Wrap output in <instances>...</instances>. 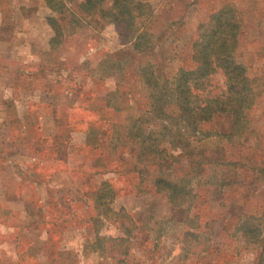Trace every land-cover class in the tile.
<instances>
[{"label": "rangeland", "instance_id": "1", "mask_svg": "<svg viewBox=\"0 0 264 264\" xmlns=\"http://www.w3.org/2000/svg\"><path fill=\"white\" fill-rule=\"evenodd\" d=\"M148 1L154 9L148 28L159 38L154 50L133 53L131 45L119 43L113 25L101 26L93 18L91 25L67 37L62 50L48 54L43 51L54 33L47 19L55 15L45 1L0 0V26L10 25L5 29L6 40L0 44L5 55L0 57L1 63L10 69L11 77L13 67L38 71L43 66L46 74L56 72L43 77L52 84L57 98L69 102L64 107L42 103L30 106L28 111L0 112V120L6 121L5 125L0 123V264H259L262 256L264 264V242L248 245L230 235L242 214H236L241 205L243 215L260 219L264 237V93L249 112L247 135L212 136L209 141L202 138L206 144L195 148L220 159V165L208 168L214 174H226L229 180L237 175L235 185L218 184L217 188L207 186L202 175L205 187H197L213 214L212 247L204 255L195 252L184 260L180 255L183 244L179 242L183 217L163 194H145L153 188L151 178L158 174L159 167L150 166L148 173H143L142 166L136 164V146L127 139L100 143L102 135L107 139L110 132L108 128L103 133L104 127L123 124L120 132L127 134L131 115L149 110L147 87L135 65L158 61L170 79L180 68L194 67L192 43L197 28L225 3H234L244 12L240 51L251 58L250 73L260 75L254 71L264 70V0ZM9 10H15L14 14H1ZM21 13L30 17L29 26L19 18ZM11 28L30 34L34 56L29 48L31 40L25 36L15 39ZM8 46L13 52L10 56ZM108 53L123 67H119L118 75L106 78L100 62ZM86 59L90 62L83 71L79 64ZM33 83L36 86L38 81ZM11 102L16 103L14 99ZM231 121L229 115L216 116L202 129L205 133H230ZM96 129L100 132L95 139L90 132L95 134ZM177 154L176 149L170 151V155L180 156ZM187 166V162L178 163L175 170L182 173ZM103 181L113 184L117 191L113 201L116 209L125 207L134 214L144 209L160 222L165 220L157 249L148 252L140 238L133 240L129 257L84 249L95 240L93 219L97 213L93 199ZM100 234L113 237L118 230L108 221Z\"/></svg>", "mask_w": 264, "mask_h": 264}, {"label": "trees", "instance_id": "2", "mask_svg": "<svg viewBox=\"0 0 264 264\" xmlns=\"http://www.w3.org/2000/svg\"><path fill=\"white\" fill-rule=\"evenodd\" d=\"M44 1L51 15H55L47 19L54 33L49 41L53 50L61 46L67 37L81 32L85 25H91L93 18L101 26L113 25L119 43L131 45L133 53H145L158 46L159 38L148 28L154 15L153 6L148 0ZM244 26L243 10L234 3H225L197 28V35L192 43L194 67H182L170 79L164 74L158 61L143 66L135 65L140 81L147 87L149 110L144 114L131 115L128 128L126 127L127 134L120 132L123 124L111 123L103 128V133L108 128L110 132L107 139L102 135L100 143L103 140L111 143L127 139L136 146V164L138 168L142 166L140 168L143 173H148L150 166L159 167L158 174H153L151 178L153 188L145 191V194H163L173 210H178L183 217L180 220L182 231L179 242L183 244L181 256L184 260L195 252L204 255L212 247L213 214L209 212L205 197L197 192L199 185L205 187L202 175L206 176L204 183L212 186L210 188H217L218 184L225 187L235 185L237 177L234 175L229 180L226 174H219L217 171L214 174L208 168L220 165V159L208 157L203 149L196 151L195 148L199 144H206L202 138L209 141L212 136L219 138L247 135L249 112L264 93V70H255L260 75H252L249 71L251 58L240 51V36ZM104 57L100 67L104 66L106 78L118 75L119 67L123 65L117 62L113 54L108 53ZM125 57L128 59L127 53L123 57L126 60ZM89 62L86 59L80 65L83 71ZM87 73L91 75L92 70L89 69ZM215 88L219 91L214 92ZM220 115L231 117L233 127L230 133H205L202 125ZM98 131L100 132L94 130L95 134L90 132V136L96 139ZM175 149L180 156L170 155V151ZM183 162H187V168H183L182 173L176 172L175 165ZM163 167L167 168L164 170ZM116 192L113 184L108 181H103L96 190L93 199V208L97 213L93 219L96 236L93 242L90 241V248L84 249L103 255L112 251L113 254L118 252L128 256L133 240L138 238L149 248L148 252L157 249L165 230L162 226L165 220L160 222L153 213L144 209L138 214L125 207L116 209L113 206ZM243 214L238 217L233 233H229L231 238L248 245L264 242L260 219ZM108 221L116 225L117 236L104 237L100 234ZM259 264H263V256Z\"/></svg>", "mask_w": 264, "mask_h": 264}, {"label": "crops", "instance_id": "3", "mask_svg": "<svg viewBox=\"0 0 264 264\" xmlns=\"http://www.w3.org/2000/svg\"><path fill=\"white\" fill-rule=\"evenodd\" d=\"M220 8L214 10L213 12H216ZM14 11L15 10L3 11V12H1V14H5V15L11 14V13L14 14ZM213 12H211V13H213ZM19 18H21V20H24L27 22L26 26L30 25V21H29L30 17L28 16V14L23 15L21 13V16ZM9 27H10V25L8 23H3L0 26V44L2 43V39L6 40V38L4 36L5 31H6L5 29H8ZM10 31H12V33L16 36L15 39H17V40H23L24 36L28 37V40L29 41L31 40L30 42L32 43L31 45L29 44V48L31 50L30 53L33 56H34V54H36V51H34L35 48L33 46V41L31 39V36L29 33H27L26 31H21V32L15 31L14 28L13 29L11 28ZM7 34H9V33H7ZM65 42L55 50L51 49L49 44L46 43V47L44 48L43 52L48 53V54H54L58 50H60V49L62 50L64 48V45L66 44ZM1 46H2V44H1ZM7 49H8L7 54L9 56L11 54H13V52H11L9 46L7 47ZM1 56L5 57L4 49H2L0 47V57ZM12 57H13V55H12ZM36 63H38V61H36ZM28 64H31V63H28ZM43 65L47 66L48 64H43ZM80 65H81V63L79 64V67H80ZM42 69H44L43 66L38 71L24 67V66L18 67V68L13 67V68H11V71H12V77H11V75L9 73L10 69L7 68L5 64H2L1 59H0V88H3L2 90H0V93H2V95H0V112L28 111V108L30 106H33L36 104H42V103L50 104L53 108H57V107H59V105L62 107H64L65 105L66 106L69 105V102H67L65 99L61 100V99L56 97V94H55L56 92L52 88L53 87L52 84L50 82L46 81L45 78L43 77V76L47 77L50 74H54L56 72H50V74H46L45 71ZM57 73H59V72H57ZM34 80L38 81V84H36V86L31 85ZM53 82L55 83V80H53ZM51 89H53V90H51ZM66 92H68V91H65L64 93H66ZM13 99L16 103L11 102V100H13ZM0 121H1L0 123H4V125H5L6 121L4 119L0 120ZM20 126H23V125H20ZM237 212L243 213V208L241 205L239 206V210ZM132 249H133V247L131 248V251H132ZM181 253H182V251L180 252V255H181ZM130 254H131V252H130ZM130 254L127 257H129ZM149 260L150 259H148V261Z\"/></svg>", "mask_w": 264, "mask_h": 264}]
</instances>
